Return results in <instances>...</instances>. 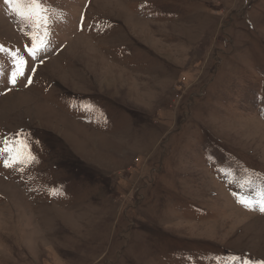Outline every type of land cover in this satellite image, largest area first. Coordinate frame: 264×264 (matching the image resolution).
<instances>
[{"label": "rangeland", "instance_id": "1", "mask_svg": "<svg viewBox=\"0 0 264 264\" xmlns=\"http://www.w3.org/2000/svg\"><path fill=\"white\" fill-rule=\"evenodd\" d=\"M44 2L33 59L0 0V264H264V0Z\"/></svg>", "mask_w": 264, "mask_h": 264}, {"label": "snow or ice", "instance_id": "2", "mask_svg": "<svg viewBox=\"0 0 264 264\" xmlns=\"http://www.w3.org/2000/svg\"><path fill=\"white\" fill-rule=\"evenodd\" d=\"M4 4L8 5L12 12L27 22L33 29L32 33H26L32 40V47L27 49V51L28 55L35 59L37 53L45 46L48 24L50 17L53 14V10L44 2V0H4ZM5 51L4 47L0 45V52ZM8 55L13 64V70L8 77V82L14 86L18 77L23 75L22 65H24L26 61H24L23 57H21L18 52H9ZM30 82L31 81L29 80V83ZM17 135H22V133H17ZM0 142L5 144V147L0 150V153H8L9 161H19L22 154L21 151L16 149L15 146L10 149L7 146L9 143L7 139ZM17 143L21 145V148H26V145H24L23 142L18 141ZM27 159L34 160L35 158L32 157L31 153H27L25 160ZM5 166H9L8 161L5 162ZM240 202L250 210H259L261 213H264V192L261 193V197L258 201L247 202L241 200Z\"/></svg>", "mask_w": 264, "mask_h": 264}]
</instances>
